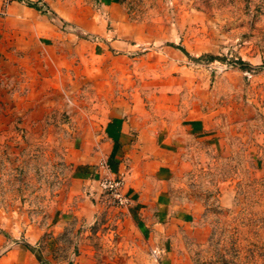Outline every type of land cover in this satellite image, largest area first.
<instances>
[{
  "label": "rangeland",
  "instance_id": "rangeland-1",
  "mask_svg": "<svg viewBox=\"0 0 264 264\" xmlns=\"http://www.w3.org/2000/svg\"><path fill=\"white\" fill-rule=\"evenodd\" d=\"M7 1L0 264H264V0ZM124 107L135 213L77 172Z\"/></svg>",
  "mask_w": 264,
  "mask_h": 264
},
{
  "label": "crops",
  "instance_id": "crops-1",
  "mask_svg": "<svg viewBox=\"0 0 264 264\" xmlns=\"http://www.w3.org/2000/svg\"><path fill=\"white\" fill-rule=\"evenodd\" d=\"M0 3H23V2H15V1H7V0H0ZM2 11L11 13V14H16V15H27L31 13V8L25 5H9L6 4L4 8H2ZM120 106V105H119ZM114 111L116 110V107L113 108ZM120 110L123 111L122 114H114L113 118L112 116L108 117L106 119L108 124L113 123L114 121H119L121 123L120 127L121 129H114V128H109L106 127L105 125L101 127V130L98 132H93V137L91 138V144H85L82 146V148L79 149V153L82 154V159H79L78 164V170L80 174L83 173L85 177V182L91 183L95 187H99V179L106 174L107 171L109 172H115L118 174H124V179H125V184H127V181L131 179L130 175L127 174L128 172L125 171V161L126 157H122L119 154V151L123 152L125 149L128 147L134 146L132 138L133 137V131L130 123L127 121V117L129 113L125 114L124 112H127L126 108H121ZM126 115V116H124ZM119 124V123H118ZM100 153V154H99ZM107 167V170H106ZM127 174V175H126ZM92 177V178H90ZM81 181V180H80ZM125 187V185H124ZM100 188V187H99ZM126 191V188H124ZM101 190V189H100ZM129 199L131 198V204L128 206L129 211H133V213L136 212L134 207V204L138 201H140V196L139 198L136 196L132 195V190L126 191ZM132 198L134 199V204L132 202ZM138 202L135 204V207L138 206ZM159 205H156L155 211L161 215V208H158ZM146 213L142 212L139 213L141 215L140 217L142 218ZM136 216V215H135ZM92 218V215L90 217H87L88 220ZM143 219V218H142ZM156 219H153V221L150 222H145L144 225H142L143 229L150 224L154 226L155 228L159 222H157ZM156 223V224H155ZM145 228V229H146ZM41 235V230L37 227H33L31 230V236H33V240H37L39 236ZM81 245L83 247H87L90 244L82 239ZM88 246V247H89ZM77 260L80 261V264L86 263V261L90 262V259L84 258L82 259L80 256L77 258ZM86 260V261H85ZM172 263V262H171ZM159 264H166L165 263V258H161ZM172 264H177V263H172Z\"/></svg>",
  "mask_w": 264,
  "mask_h": 264
},
{
  "label": "built area",
  "instance_id": "built-area-1",
  "mask_svg": "<svg viewBox=\"0 0 264 264\" xmlns=\"http://www.w3.org/2000/svg\"><path fill=\"white\" fill-rule=\"evenodd\" d=\"M99 186L108 196L111 203L118 206H127L130 199L123 190V178L121 174L107 171L99 179Z\"/></svg>",
  "mask_w": 264,
  "mask_h": 264
},
{
  "label": "trees",
  "instance_id": "trees-1",
  "mask_svg": "<svg viewBox=\"0 0 264 264\" xmlns=\"http://www.w3.org/2000/svg\"><path fill=\"white\" fill-rule=\"evenodd\" d=\"M180 48H182V47H180ZM27 245V244H26Z\"/></svg>",
  "mask_w": 264,
  "mask_h": 264
}]
</instances>
